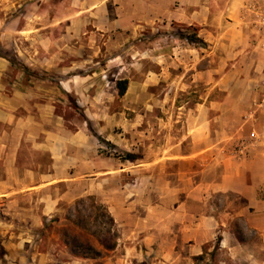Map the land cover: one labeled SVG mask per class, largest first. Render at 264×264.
<instances>
[{
	"label": "rangeland",
	"instance_id": "1",
	"mask_svg": "<svg viewBox=\"0 0 264 264\" xmlns=\"http://www.w3.org/2000/svg\"><path fill=\"white\" fill-rule=\"evenodd\" d=\"M190 1L192 27L174 22V0H0V47L29 69L16 70L0 57V138L4 148L26 140L18 164L50 175L56 193L68 195L41 248L68 252L62 239L57 244L48 237L67 230L68 244L74 236L94 241L91 234L108 229L102 202L112 187L145 190L152 198L157 176L164 200L169 197L174 161L167 158L174 153V135L184 132L189 108L203 101L204 88L192 83V70L208 61L218 69L220 53L183 39L193 33L200 38L209 14L215 24L220 20L215 0ZM206 29L218 30L209 24ZM123 80L128 88L119 96ZM127 154L137 160H125ZM7 165L0 160V180L8 175ZM137 165L146 169L136 171ZM98 170L115 175L111 189L106 183L91 196L93 180L108 175ZM138 177L145 186H137ZM122 196L116 191L115 199ZM96 217L103 222L99 227ZM244 240L259 242L254 234ZM4 253L0 244V259ZM113 256L108 254L111 262Z\"/></svg>",
	"mask_w": 264,
	"mask_h": 264
},
{
	"label": "crops",
	"instance_id": "2",
	"mask_svg": "<svg viewBox=\"0 0 264 264\" xmlns=\"http://www.w3.org/2000/svg\"><path fill=\"white\" fill-rule=\"evenodd\" d=\"M249 1H214L220 20L215 24L209 14L200 36L208 48L220 51L218 69L208 61L192 70V83L204 88L203 101L189 108L184 132L174 135V153L167 158L174 161V185L166 182L169 197L164 200L157 176L152 198L145 190L112 187L102 203L119 238L102 258L41 248L46 227L56 225L68 195L56 193L58 184L50 175L18 164L26 140L4 148L0 138V160L8 162V175L0 180V244L5 250L0 264H264V31L255 30L247 17ZM192 5L174 0V22L192 27L195 11L187 8ZM208 24L218 30H207ZM226 62H231L227 71ZM144 169L136 166V171ZM96 173L108 175L93 180L91 196L106 183L111 189L109 178L115 175ZM145 181L138 177L136 184L145 186ZM116 191L121 199H115ZM249 234L259 242L244 240ZM55 237L48 239L59 244L62 236Z\"/></svg>",
	"mask_w": 264,
	"mask_h": 264
},
{
	"label": "trees",
	"instance_id": "3",
	"mask_svg": "<svg viewBox=\"0 0 264 264\" xmlns=\"http://www.w3.org/2000/svg\"><path fill=\"white\" fill-rule=\"evenodd\" d=\"M183 39H186L188 43L193 45H196L197 43H202L203 45H206V43H204L200 38H198V35L196 33L188 34ZM0 57L9 60L12 65L16 67V70H21L26 73L29 72V69L26 66H22V64H20L17 59L10 57L6 51L2 50L1 47ZM117 88L119 91V96H124L127 92L128 81H119L117 84ZM124 159L132 162L137 160V158L132 154H127ZM102 217L107 219L108 222L106 223H108L110 226H108V229L104 231H99L97 233L91 234L90 236L92 237V239H94V241L90 239L84 240L81 236H74V238L68 244L66 243L68 238L67 230L62 231V241L65 245L67 244L66 246L71 247V253L73 256L83 259H98L102 258L106 253L114 250L117 247L119 234L115 226V222L110 216V214L107 212H104ZM99 220L100 217L95 218V223L98 224V227L103 224V222L100 223ZM82 222L80 224V227L82 229H85ZM239 239L240 241H242L241 238ZM95 243L97 244V246Z\"/></svg>",
	"mask_w": 264,
	"mask_h": 264
},
{
	"label": "built area",
	"instance_id": "4",
	"mask_svg": "<svg viewBox=\"0 0 264 264\" xmlns=\"http://www.w3.org/2000/svg\"><path fill=\"white\" fill-rule=\"evenodd\" d=\"M247 17H250L253 28L258 32L264 31V0H250L245 6ZM256 139V134L252 133L250 136Z\"/></svg>",
	"mask_w": 264,
	"mask_h": 264
}]
</instances>
